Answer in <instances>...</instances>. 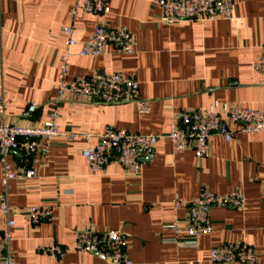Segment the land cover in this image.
<instances>
[{
    "label": "crops",
    "instance_id": "crops-1",
    "mask_svg": "<svg viewBox=\"0 0 264 264\" xmlns=\"http://www.w3.org/2000/svg\"><path fill=\"white\" fill-rule=\"evenodd\" d=\"M106 1L110 9L105 16H75L77 0H0V90L11 102L7 122L40 125L58 107L61 133L100 134L114 127L162 136L182 111L210 110L217 104L219 110L236 105L264 113V87L254 70L264 46V0H235L232 20L172 25L160 22L161 10L153 0ZM98 24L125 26L136 40L133 53L109 46L99 57L78 56ZM69 26L76 28L77 45L71 49L67 80L134 74L141 98L151 102L148 115L140 117L134 104L58 100L61 58L68 49L63 29ZM230 129L238 131L239 126L230 124ZM83 146V140L59 137L30 158L21 152L7 157L13 170L35 172L31 180L10 182V208H52L51 219L40 225L12 215L17 264H106L73 249L77 232L90 225L101 233L126 234L133 264H216L209 260L212 248L239 242L253 247L256 264H264V132L236 133L230 142L215 137L203 160L192 150L175 154L162 140L141 159L138 174L126 171L116 155L103 172L91 174L81 156ZM2 178L0 163V242ZM202 189L216 194L240 190L247 207L212 209L213 231L196 248L167 242L177 236L164 226L175 221L184 225L187 218L183 209L174 214L173 201H192ZM51 242L66 249L61 259L39 253V247Z\"/></svg>",
    "mask_w": 264,
    "mask_h": 264
},
{
    "label": "built area",
    "instance_id": "built-area-1",
    "mask_svg": "<svg viewBox=\"0 0 264 264\" xmlns=\"http://www.w3.org/2000/svg\"><path fill=\"white\" fill-rule=\"evenodd\" d=\"M79 5L73 15L79 12L105 16L110 5L106 0H77ZM155 7L161 10L160 22L172 25L190 21L232 20L236 12L235 0H153ZM66 35L67 51L61 58L59 80L57 84L58 100L74 99L97 104H134L140 117L150 113L151 102L143 100L140 84L134 74L112 73L106 76H87L67 80L69 65L74 54L71 49L77 45L74 26L63 29ZM136 40L125 27L110 28L98 24L89 39L78 52L80 57H99L106 53L109 46H116L124 54H132ZM255 72L261 77L260 86L264 87V46L262 54L254 64ZM11 102L0 90V163L3 166L2 183L4 194L1 198L3 223L1 228L0 264H17L12 249L15 222L13 214L25 216L31 224L40 225L52 217V208L37 206L11 209L10 182L31 180L35 172L30 168L13 170L7 163V157L13 152H21L31 157L39 149L47 151L49 142L55 138H64L70 142L83 140L81 156L93 175L100 174L117 156L119 164L128 172H141V159L152 152L159 141H168L175 154L192 150L198 160L209 157L211 142L222 137L230 142L236 133L257 135L264 132V113L236 105H226L222 110L216 104L210 110H189L174 115L168 134L162 136L131 134L126 131L107 127L100 134L61 133L59 123L61 110L56 107L48 119L40 125L21 126L6 121L7 110ZM35 106V105H34ZM230 124L238 125V131H232ZM94 140L97 142L94 144ZM44 141V146L40 142ZM174 214L183 209L187 213L184 225L178 221L165 225L164 230L176 234V238L166 240L179 248H196L198 240L211 234L210 213L214 208L244 210L247 207L246 196L235 190L229 194H216L202 189L194 200L175 198ZM178 236H181L179 238ZM74 251L79 254H94L106 264H133L129 257V241L121 231L98 232L93 225L76 234ZM43 256L61 259L66 249L55 242L39 247ZM209 260L216 264H256L258 254L245 242L226 243L214 247L209 252Z\"/></svg>",
    "mask_w": 264,
    "mask_h": 264
}]
</instances>
